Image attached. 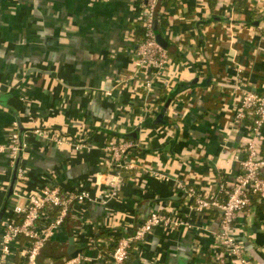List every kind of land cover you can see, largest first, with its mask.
I'll list each match as a JSON object with an SVG mask.
<instances>
[{"label":"crops","instance_id":"1","mask_svg":"<svg viewBox=\"0 0 264 264\" xmlns=\"http://www.w3.org/2000/svg\"><path fill=\"white\" fill-rule=\"evenodd\" d=\"M141 14L140 0H0V144L16 130L27 145L15 165L0 155V257L16 204L50 185L87 191L92 201L74 205L39 264L72 260L70 249L82 264H110L115 236L132 235L153 212L189 226L157 228L126 264H217L218 214L191 209L177 188L217 195L240 173L245 131L233 126L235 81L264 95V0H161L155 32L171 64L155 92L136 66ZM35 130L91 149L58 146ZM110 140L138 145L129 160L141 175L114 179L103 151ZM108 182L117 184L111 199ZM235 229L250 261L264 264V202L253 199ZM25 248L21 239L8 264H25Z\"/></svg>","mask_w":264,"mask_h":264},{"label":"built area","instance_id":"2","mask_svg":"<svg viewBox=\"0 0 264 264\" xmlns=\"http://www.w3.org/2000/svg\"><path fill=\"white\" fill-rule=\"evenodd\" d=\"M140 2L142 6L141 22L145 33L138 45L136 66L148 77L144 88L148 92H155L153 86L157 80L165 77V72L171 64V58L167 50L156 39L155 22L159 16L161 0H140ZM240 72L241 69L238 67V73ZM237 77L235 89L239 92V96L236 99L233 126L234 130L243 128L245 131L242 137L245 156L241 162L239 175L233 185L221 184L217 195H207L194 186H185L182 183H178L177 188L185 192L186 197L192 203L191 209L198 213L216 211L218 214L219 228L214 245L217 264H253L236 235V221L240 213L252 207L253 199L264 202V155L262 153L264 95L247 90L246 84L239 79V76ZM34 133L55 142L58 146L68 144L75 147L77 151H90L91 149L51 131L35 130ZM26 147L24 138L15 130L8 143L0 144V155H7L12 165H15ZM137 147L138 145L132 141L116 140H110L103 147V151L112 159L118 171L114 179H120L122 171L135 172L137 175L143 173V169L129 160L131 151ZM147 172L160 181L166 183L172 181L168 175L156 170ZM21 176H23L22 171L20 172ZM114 183H107V185H112L113 189L106 194V199L115 197L117 184L114 185ZM19 197L18 193L17 198ZM86 201H92L87 191L64 193L60 188L50 185L30 193L24 207L16 204L14 208L15 215L21 217V220H12L5 224L0 264H8V258L16 255L15 245L19 244L21 239L26 243V248L22 252L25 264H39L38 258L41 252L55 231L64 225L74 205ZM52 210L57 211L53 219L49 217ZM181 226H189V224L176 221L168 214L151 213L145 222L137 226L132 235L123 236L118 240L117 246L111 254L110 264H126L134 243L144 241L157 228L178 229ZM83 261L80 258H74L63 264H82Z\"/></svg>","mask_w":264,"mask_h":264},{"label":"trees","instance_id":"3","mask_svg":"<svg viewBox=\"0 0 264 264\" xmlns=\"http://www.w3.org/2000/svg\"><path fill=\"white\" fill-rule=\"evenodd\" d=\"M144 33H145V29L142 27V28H140V29H138V32L136 33V35L139 37V38H141V37H143L144 36ZM168 52V51H167ZM169 54V53H168ZM170 56V55H169ZM56 210H52V211H50V214H49V217L51 218V219H53V217H55V215H56ZM16 221H19V220H21V217H15L14 218ZM121 237H118V236H115V240H116V243H115V245L113 244L112 246H111V250L112 251H114L115 250V248H116V246H117V243H118V240L120 239ZM134 245H135V243H134ZM133 245V246H134ZM133 246H132V248H133ZM110 258H111V255H110Z\"/></svg>","mask_w":264,"mask_h":264},{"label":"water","instance_id":"4","mask_svg":"<svg viewBox=\"0 0 264 264\" xmlns=\"http://www.w3.org/2000/svg\"><path fill=\"white\" fill-rule=\"evenodd\" d=\"M156 23H157V21H156ZM155 23V24H156ZM156 39H157V41H158V43L164 48V49H166L167 48V42H166V40L163 38V36L162 35H156ZM73 248V247H72ZM70 254L72 255V258L74 259V258H76V254H72V252H71V249H70Z\"/></svg>","mask_w":264,"mask_h":264}]
</instances>
